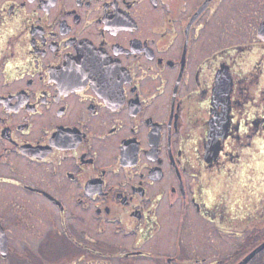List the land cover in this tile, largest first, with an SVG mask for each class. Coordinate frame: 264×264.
I'll list each match as a JSON object with an SVG mask.
<instances>
[{"label": "flooded vegetation", "instance_id": "obj_1", "mask_svg": "<svg viewBox=\"0 0 264 264\" xmlns=\"http://www.w3.org/2000/svg\"><path fill=\"white\" fill-rule=\"evenodd\" d=\"M263 219L264 0H0V264H238Z\"/></svg>", "mask_w": 264, "mask_h": 264}, {"label": "water", "instance_id": "obj_2", "mask_svg": "<svg viewBox=\"0 0 264 264\" xmlns=\"http://www.w3.org/2000/svg\"><path fill=\"white\" fill-rule=\"evenodd\" d=\"M264 247V242L261 243L258 247H256L251 253H249V255L247 257H245L240 263L238 264H245V262H247V260L253 256L256 252H258L260 249H262Z\"/></svg>", "mask_w": 264, "mask_h": 264}, {"label": "rangeland", "instance_id": "obj_3", "mask_svg": "<svg viewBox=\"0 0 264 264\" xmlns=\"http://www.w3.org/2000/svg\"><path fill=\"white\" fill-rule=\"evenodd\" d=\"M244 28V27H243ZM234 41H233V39L232 38H227L226 39V41H225V44H231V43H233ZM264 220V219H263ZM258 225H259V223H258ZM264 242V241H263ZM262 242V243H263ZM258 247V246H257ZM255 249V248H254Z\"/></svg>", "mask_w": 264, "mask_h": 264}, {"label": "snow or ice", "instance_id": "obj_4", "mask_svg": "<svg viewBox=\"0 0 264 264\" xmlns=\"http://www.w3.org/2000/svg\"><path fill=\"white\" fill-rule=\"evenodd\" d=\"M245 131H246V129H245Z\"/></svg>", "mask_w": 264, "mask_h": 264}]
</instances>
